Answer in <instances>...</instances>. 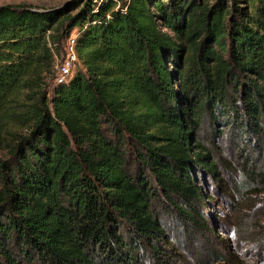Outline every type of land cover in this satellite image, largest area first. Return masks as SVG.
Wrapping results in <instances>:
<instances>
[{"label":"trees","instance_id":"trees-1","mask_svg":"<svg viewBox=\"0 0 264 264\" xmlns=\"http://www.w3.org/2000/svg\"><path fill=\"white\" fill-rule=\"evenodd\" d=\"M204 132L257 154L231 192L264 195V0L0 6V264H172L160 212L202 239L194 173L223 183Z\"/></svg>","mask_w":264,"mask_h":264},{"label":"rangeland","instance_id":"rangeland-1","mask_svg":"<svg viewBox=\"0 0 264 264\" xmlns=\"http://www.w3.org/2000/svg\"><path fill=\"white\" fill-rule=\"evenodd\" d=\"M68 2L69 0H0V6L21 4L36 9H54L61 8ZM60 44L61 55L64 56L66 39H63ZM45 75L49 76L47 72ZM46 81L50 86L53 85L54 75L47 77ZM203 136L205 139L203 137L201 141H204L205 145L216 155L215 158L219 163L217 171L223 183L214 182V179L212 180L207 173L201 171L194 173L196 183L202 188L206 198L201 204L202 207L195 209L204 228L208 229L203 232L202 239L198 235L190 238L185 236L178 219L166 214L164 210L160 212V220L164 225L167 241L173 245L177 253L173 256L172 264L213 263L214 259H211L209 250L216 253L217 259L234 256L244 264H264V257L256 255L257 251L263 249V245H260L263 241L258 240L257 232L261 228L262 233V227L264 228V218H262L264 216V195L260 194L258 197L251 194V197L246 196V192L240 195L231 192L233 184L244 180L242 172V166L246 163L244 157L257 160V154L247 155L246 151L237 154L236 151L229 150L220 138L212 139L207 132H204ZM4 146L5 143L2 142L0 148L4 149ZM3 156L4 153L0 150V157Z\"/></svg>","mask_w":264,"mask_h":264},{"label":"built area","instance_id":"built-area-1","mask_svg":"<svg viewBox=\"0 0 264 264\" xmlns=\"http://www.w3.org/2000/svg\"><path fill=\"white\" fill-rule=\"evenodd\" d=\"M75 34H72L65 45V56L56 61L55 64V83H63L71 75L77 64L75 51Z\"/></svg>","mask_w":264,"mask_h":264}]
</instances>
